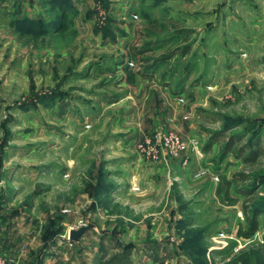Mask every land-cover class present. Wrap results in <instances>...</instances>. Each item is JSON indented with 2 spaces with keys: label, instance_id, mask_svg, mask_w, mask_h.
Returning a JSON list of instances; mask_svg holds the SVG:
<instances>
[{
  "label": "rangeland",
  "instance_id": "374dc122",
  "mask_svg": "<svg viewBox=\"0 0 264 264\" xmlns=\"http://www.w3.org/2000/svg\"><path fill=\"white\" fill-rule=\"evenodd\" d=\"M66 6L62 31L44 19L62 20L61 0H0V204L29 216L35 262L264 264V0ZM123 123L184 151L110 148ZM245 205L259 209L249 238Z\"/></svg>",
  "mask_w": 264,
  "mask_h": 264
},
{
  "label": "crops",
  "instance_id": "0c3cea01",
  "mask_svg": "<svg viewBox=\"0 0 264 264\" xmlns=\"http://www.w3.org/2000/svg\"><path fill=\"white\" fill-rule=\"evenodd\" d=\"M73 0H68L63 7L61 8L62 11L67 12V4H72ZM39 4V3H38ZM27 12H24L25 15H29V7L27 6ZM51 18V17H50ZM48 18L45 17L44 19H47L48 22L52 24L53 18ZM59 30V28H58ZM129 95V94H128ZM127 93L121 98L123 99L124 97L127 98L129 97ZM114 99L110 100L112 104H117L115 101L113 102ZM119 103V102H118ZM130 107H125L122 109L120 112L124 117L126 113H130L129 111ZM126 123L121 124V129L118 130V132H121V134L117 135V139L115 140V146L112 145L110 148H121V149H126L128 146H131V144L134 146L135 143L134 140L136 141L140 138H138V133L136 132L137 128H135L133 125H125ZM135 147V146H134ZM5 167L2 162V174H1V183L4 180L5 176ZM0 183V184H1ZM133 183V180L131 181ZM124 184V183H123ZM128 184L125 183L123 186V190L121 191L124 193L126 189H128ZM132 185V184H131ZM130 186V185H129ZM132 188V187H131ZM0 192H2V195H8L9 188L7 189H0ZM5 194V195H4ZM5 198H3L2 203L0 204V252L5 255L10 262L13 264H37L35 262L36 259H43L42 255H39L37 251H35V242L37 239V236H34L32 239L27 235L28 232V226L25 221L29 220V216H25L23 212L20 211H15V212H7V204L4 202ZM44 222V221H43ZM40 235V234H38ZM42 244V243H41ZM53 247V239L50 241V249ZM38 254V255H37ZM41 254V253H40ZM47 255L44 253V256Z\"/></svg>",
  "mask_w": 264,
  "mask_h": 264
},
{
  "label": "built area",
  "instance_id": "2783aa9c",
  "mask_svg": "<svg viewBox=\"0 0 264 264\" xmlns=\"http://www.w3.org/2000/svg\"><path fill=\"white\" fill-rule=\"evenodd\" d=\"M184 148L181 137L174 132L159 131L152 135H145L136 141V149L144 157L156 162L179 157ZM0 264H11V262L0 254Z\"/></svg>",
  "mask_w": 264,
  "mask_h": 264
},
{
  "label": "trees",
  "instance_id": "16d2710c",
  "mask_svg": "<svg viewBox=\"0 0 264 264\" xmlns=\"http://www.w3.org/2000/svg\"><path fill=\"white\" fill-rule=\"evenodd\" d=\"M61 2L64 5L66 2H68V0H61ZM63 5H62V8L64 9ZM65 17H67L66 16V12L63 11L62 20L59 21V22L53 21L52 23L58 24L59 29L63 31V30L66 29V26H64V24H63L64 23L63 20H64ZM187 48L188 47H186L183 50V53L187 51ZM137 53L138 52H136L135 54H137ZM175 54H176V51L173 50V51H171V52H169L167 54H164L161 58H163V59L166 60L168 58H171V56H174ZM136 74H137V72L132 71L130 73V79L131 78H134L136 76ZM241 150L242 149L239 148V151H241ZM229 151H230V146L227 145V147L224 148V152H223V156L222 157L226 156V153L229 152ZM243 154L244 153L242 152L241 155H240V157H242ZM246 159L248 160L249 158L246 157ZM228 183L231 185V182L230 181ZM229 190L230 189H227L226 192H225V194L230 199L231 198V193H230ZM219 193L221 194V191H219ZM258 204H263V203H258ZM248 208H249L248 206H246V205L244 206V213L246 214L247 224H243V223L240 224L239 225V228H238V231H237V234L239 236L246 237V238H249V237L253 236L256 233V231L258 230V228H259V219H258L259 209H258V206L255 209H253V211H248ZM117 258H118V255H115L113 257L112 261L116 260ZM119 261L123 262V264H125L126 262H128L127 257L126 256H122L121 257V255H120Z\"/></svg>",
  "mask_w": 264,
  "mask_h": 264
},
{
  "label": "water",
  "instance_id": "95a60500",
  "mask_svg": "<svg viewBox=\"0 0 264 264\" xmlns=\"http://www.w3.org/2000/svg\"><path fill=\"white\" fill-rule=\"evenodd\" d=\"M1 174H2V163L0 160V182L2 180ZM93 229L97 230L98 226L94 222H91V221L79 227H73L69 230V240L72 242H78L80 241L82 237L86 235L87 232Z\"/></svg>",
  "mask_w": 264,
  "mask_h": 264
}]
</instances>
